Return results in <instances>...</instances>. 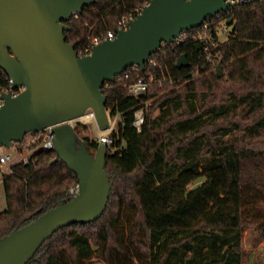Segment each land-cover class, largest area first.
Returning a JSON list of instances; mask_svg holds the SVG:
<instances>
[{"label": "trees", "instance_id": "1", "mask_svg": "<svg viewBox=\"0 0 264 264\" xmlns=\"http://www.w3.org/2000/svg\"><path fill=\"white\" fill-rule=\"evenodd\" d=\"M148 2L95 0L67 22L66 40L84 46ZM227 18L234 26L215 49L187 33L179 43H163L154 65L105 82V108L118 115L104 163L111 185L106 207L94 221L56 230L26 264H242L245 225L264 239V0L234 5L192 34L205 23L207 37L217 40L216 28ZM205 46L219 54L226 81L213 73L193 76L211 68ZM182 54L189 66L178 69ZM164 72L168 79L160 83ZM150 74L155 84L146 93H126V82ZM7 86L1 72L0 93ZM145 101L137 130L134 113ZM84 127L77 122L73 129ZM29 134L35 139L28 162L11 164L2 178L0 238L69 201V188L78 184L54 149L39 146L38 132ZM80 138L93 154L98 141Z\"/></svg>", "mask_w": 264, "mask_h": 264}, {"label": "water", "instance_id": "2", "mask_svg": "<svg viewBox=\"0 0 264 264\" xmlns=\"http://www.w3.org/2000/svg\"><path fill=\"white\" fill-rule=\"evenodd\" d=\"M94 2L0 0V73L10 78L11 89L24 86L17 96L10 90L0 94V147L50 128L54 150L78 178V191L69 201L0 238V264H26L56 230L103 213L111 187L104 169L107 144L98 142L91 154L70 121L92 109L99 129L109 127L104 83L129 66L143 69L163 43L231 7L229 0H149L126 29H116L114 38L78 56L76 42L66 40L67 22ZM225 24L231 31L232 18ZM175 66H189L185 54ZM222 76L218 64L216 77Z\"/></svg>", "mask_w": 264, "mask_h": 264}, {"label": "built area", "instance_id": "3", "mask_svg": "<svg viewBox=\"0 0 264 264\" xmlns=\"http://www.w3.org/2000/svg\"><path fill=\"white\" fill-rule=\"evenodd\" d=\"M229 1L231 3V7L230 8H232L234 5L245 3V2H249L251 0H229ZM230 8H228V9H230ZM141 9L142 8H139L137 10V13H139L141 11ZM227 10H225V11H227ZM77 16H78L77 13H73L72 17L68 20V22H70L72 20V18H76ZM134 17L135 16H133L132 13H130L128 16H124L123 18H121V20L118 21L116 29H126L128 27V21L130 19L134 18ZM207 27H208V25L204 23L202 25V27H201L203 29V31L199 30L195 34H192V29L183 31V32H181L183 34V36L181 37V33H180V36L178 38L174 39L171 43H179V42L183 41L184 39L188 38L187 33H189L195 39L196 38L204 39V40L207 41V44H209L208 43V37L206 35V28ZM115 35H116L115 31L108 30L105 35L93 36V37L89 38V41L84 46L83 45L76 46V51H77L78 56H84V55L90 54V52H91V50H92L94 45H96V44H98L101 41H104L106 39H112V38L115 37ZM156 53L150 56V58L148 59V61L145 64L144 68L146 67V65H151V64L154 65L155 64L154 61H155ZM204 57H205L204 60L207 63H210V64H211L212 58H215L214 55L213 56L210 55V52H209L207 46H205V48H204ZM204 66L205 65H203L202 67H204ZM144 68L142 69L138 65L129 66L126 69H124L122 71V73H120L119 75L115 76L113 81H122L124 78H126V79L130 78L131 74L133 72H137L139 69L143 71ZM113 81H109V82H113ZM154 81H155V77L152 74L148 75L147 77L138 76L136 79L131 80V82H126V84H125L126 93L128 95L134 96V97L143 95L144 93L147 92V90L154 83ZM10 84H11V80L8 77V86L2 92H7V91L10 90L11 94L13 96H17L21 91L24 90V86H17L16 88L11 89L10 88ZM106 85L108 87V84H106ZM144 103H145V108H139L134 113V117L135 118H134L133 125L135 126V128L137 130H140L141 125L143 123L144 113L146 111V106L148 104V101H145ZM1 104H2V100L0 99V105ZM85 113H86V115H92L93 111H92V109H87ZM117 118H118V115H114V116L109 115V123L111 124V127H110V129L107 132L100 134L99 132L95 131L96 132V137H98V139H97L98 142H100V141L105 142L107 144V147L112 142V140L110 138V132H111L112 128L114 127V123L117 120ZM77 121H80V120H77ZM38 136L41 138V143H40L39 146H41L44 149H54L53 148V142H52L53 134H52L50 128H46V129L38 132ZM16 144L19 145L20 143H14L11 146L15 147ZM20 147L22 148V147H25V146L21 145V146H19V148L17 147V149H21ZM31 150L32 149H29V151H27L26 155H23L21 151H17L14 156H10V155H7L5 153H1L0 154V167H1L2 164H9L10 165V164H13V163H16V162L27 163L28 162V157H29V154H30ZM77 191H78V184H76L74 186H71L69 188V190H68L69 194L72 195V196H74L77 193Z\"/></svg>", "mask_w": 264, "mask_h": 264}, {"label": "rangeland", "instance_id": "4", "mask_svg": "<svg viewBox=\"0 0 264 264\" xmlns=\"http://www.w3.org/2000/svg\"><path fill=\"white\" fill-rule=\"evenodd\" d=\"M227 31H228V26L225 25V23L223 21H221L216 28L217 40H213L212 38L208 37V43H209L210 49L211 48L215 49L217 47V45H216L217 41H224L225 40V38H226L225 35H226ZM251 49H252V52H257L259 47L255 46ZM218 56H219L218 53L214 54L215 58H212V61L210 64L211 68L209 70L204 71L203 73L201 71L196 72L195 70H193V76H196L195 77L196 79L197 78L201 79L202 77H204L210 73H213L216 76V67L218 64H220L221 71L223 72V76L221 78H225V81H226L227 80V77H226L227 70L225 68V64H222L218 60ZM255 57H256V55H255ZM262 57H263V55H257L256 61H259ZM167 79H168V74L164 72L162 75V78H161V80H159V82L164 83L165 82L164 80H167ZM159 82H158V84H159ZM169 84L172 85L171 83H169ZM177 87H178V85H174L172 88H177ZM216 100H218V99L216 98ZM84 119L87 122L71 120L70 124L73 127L77 122L83 124L85 127L80 131V133H78L80 135V137L82 135H85V136L89 137L90 139H96L97 140L98 137H96L95 131L98 132V129H97L96 122L93 119H88V118H84ZM89 120H91L92 122H88ZM117 121H118V118L115 121L114 127L112 128V130H115ZM75 134H76V137L79 140H81V138L79 137V135L76 132H75ZM24 139L23 140L25 142L22 141L20 143L22 145H24L25 147H22V148L20 147L21 149H17V147H18L17 145L15 147H13V146L0 147V154L5 153L7 155L14 156L17 151H21L23 155H26L27 151H29V149H30L27 147L30 143L33 142L35 137L33 135L27 134L24 137ZM23 143H25V144H23ZM94 152H95V150L93 151V153ZM10 165L9 164H2L1 168H0V211L5 208V198H4L3 187H2V178L4 175L9 173ZM259 234H260V231L256 230L255 226H249V225L246 226L245 225L244 230H243L242 245H241L242 264H264V239H262V237H260ZM95 261H96V264H106L103 260L101 261L100 259H96Z\"/></svg>", "mask_w": 264, "mask_h": 264}, {"label": "bare ground", "instance_id": "5", "mask_svg": "<svg viewBox=\"0 0 264 264\" xmlns=\"http://www.w3.org/2000/svg\"><path fill=\"white\" fill-rule=\"evenodd\" d=\"M84 118L93 119L96 122L95 116H94V112H93L92 115H86V113H85L84 115L77 117L75 120H80V121H83V122H87ZM88 122H92V121L89 120ZM96 124H97V122H96ZM110 127H111V124L109 123V127L107 129L100 130L99 127H98V124H97V129H98V132L99 133H105V132H107L110 129Z\"/></svg>", "mask_w": 264, "mask_h": 264}]
</instances>
